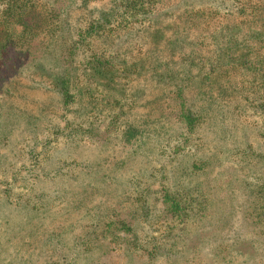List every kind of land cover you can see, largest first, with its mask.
<instances>
[{
  "label": "trees",
  "instance_id": "16d2710c",
  "mask_svg": "<svg viewBox=\"0 0 264 264\" xmlns=\"http://www.w3.org/2000/svg\"><path fill=\"white\" fill-rule=\"evenodd\" d=\"M263 147L264 0H0V168L31 155L28 183L79 179L80 203L111 152L160 159L135 201L85 206L55 264H264Z\"/></svg>",
  "mask_w": 264,
  "mask_h": 264
},
{
  "label": "rangeland",
  "instance_id": "374dc122",
  "mask_svg": "<svg viewBox=\"0 0 264 264\" xmlns=\"http://www.w3.org/2000/svg\"><path fill=\"white\" fill-rule=\"evenodd\" d=\"M58 112L56 110V113ZM263 149L264 147L260 151H263ZM76 153L75 155L78 159H83L85 154H87L83 148L77 150ZM111 153L114 157H109L108 161H105L103 165L104 172L101 171L103 174H108L106 176L108 183H103V191L100 190L94 196V199L84 200L80 203L76 201L77 195H75V192L80 190L81 182L79 179L76 181L69 180L70 182L66 184L71 187V190L63 192V194L58 191L62 183L53 185L48 180L42 182V185L28 183L33 180V177L28 172L29 169L33 170L37 167L33 157L25 155L18 158L10 154L7 164L13 163V168H10L11 166L8 169L0 168V201L6 198L3 192L4 189H8L11 201L10 203H0V264L8 262L15 264L16 261L17 264H42L45 260L50 261L48 262L49 264H55V260L63 262V260L55 257L61 255L62 251H66L68 245L72 244L74 237L81 231L82 225L86 220L83 218L85 206L104 201L107 205L118 207L121 206L125 197H130L127 204L131 203V198L135 201L136 199L131 196L149 181V171L152 167L158 168L160 159L157 155L152 157V154L143 156L140 153H136L117 172H112L113 163L116 159L119 160L123 157L124 152ZM103 155L106 157L109 152L106 154V151H103ZM16 169L18 174L14 178L12 177V171ZM30 184L31 186H29ZM148 184H146V187ZM157 187L158 181L150 184L149 190H147L149 197L146 198V203L151 205L154 202L155 193L153 191L156 192ZM27 194H30L29 196L37 203L52 202L53 208L44 214H36L33 210L27 211L25 208L19 209L18 205L15 204L16 201L18 199H26L28 197ZM15 205L17 207H14ZM127 217L129 220L134 218L128 215ZM149 227L148 229V226L144 225L143 228H138L140 237H144L145 232L152 228H154L153 234L159 235V237L160 233L164 232V227L160 229V224L155 227ZM74 253L75 251H72L71 255H74ZM102 258L105 264H121L124 259L119 258V256L110 259V255H104ZM78 264H81L80 260ZM123 264L125 263L123 262ZM128 264H148L147 257L143 255L134 257L132 255Z\"/></svg>",
  "mask_w": 264,
  "mask_h": 264
}]
</instances>
